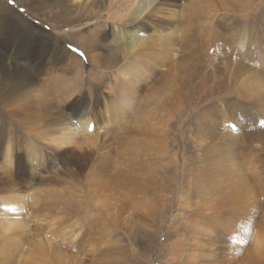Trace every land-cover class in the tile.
<instances>
[{"label": "rangeland", "instance_id": "374dc122", "mask_svg": "<svg viewBox=\"0 0 264 264\" xmlns=\"http://www.w3.org/2000/svg\"><path fill=\"white\" fill-rule=\"evenodd\" d=\"M3 1L20 9V20H30L27 30L21 24L13 28L23 55L15 71L27 69L40 82L21 98L26 111L21 101L18 113L0 101V148L12 151L15 175L0 194L16 196L10 210L0 199V264L199 263L202 255L187 256L196 249L189 232L213 211L218 231L226 228L223 217L239 227L247 220L250 231L234 262L246 264L247 252L261 248L264 237V156L258 141L264 134V84L257 83L263 71L264 0L174 1L187 36L165 45L167 38L157 41L156 32L147 31L136 59L155 63L174 56L147 72L130 111L121 78L131 59L115 62L111 27L93 24L102 19L98 7L66 0L60 6L53 5L56 0ZM86 28L100 33L85 38ZM205 30L211 43L203 45ZM54 40L77 54L60 69L59 85L27 58ZM241 45L245 53L234 56L231 50ZM7 51L0 46L1 55ZM168 87L179 89L175 105L151 115ZM84 113L87 129L76 123ZM54 149L62 152L54 155ZM224 161L241 163L242 170L226 173ZM0 174L6 175L4 168ZM2 175L0 183H6ZM216 177L238 181L252 193L237 209L233 196L220 198L225 189L216 188Z\"/></svg>", "mask_w": 264, "mask_h": 264}, {"label": "bare ground", "instance_id": "6f19581e", "mask_svg": "<svg viewBox=\"0 0 264 264\" xmlns=\"http://www.w3.org/2000/svg\"><path fill=\"white\" fill-rule=\"evenodd\" d=\"M66 1H69L71 6L98 7L99 15H101L102 19L100 22L96 21L93 24L96 23L98 26L104 27L103 29H105L106 27H111L112 32L111 31L110 32L112 33L111 34L112 39H110V42H111V45L114 47L113 55L115 56V62L118 59H124V58L130 57L131 61H128L127 64L124 66L123 68L124 73L122 74V78H121L123 85L127 86L128 89L125 91L124 100L123 98L121 99L125 102L126 106L127 104H129L127 111L132 110L135 107V102L137 106V102H138L137 99L138 97H140L142 89H143L141 84L143 83V80L145 79V77H147V75L149 74L147 72L150 69L158 70L164 63L170 61L172 57L174 56V54L169 53L168 58L164 57L165 61L163 60V58H160L162 61H159L158 59L155 63H150L149 61H147L148 58L146 57L143 60L136 59L135 56L144 50V46L146 44L147 31L156 32L157 41L159 40L163 41V39L167 38V40L164 43L165 45H168L169 41L173 42L174 39H177V35L178 37L180 35L187 36L188 25L183 26V27H179L178 25V20H181V19L179 16V12H177V9L174 6V1L176 0H66ZM59 3H60V0H56L53 3V5L60 6ZM243 3H246V2H243ZM6 9L9 10V13L11 11L12 19L10 18L9 13L4 12ZM19 10L16 9L15 7H12L6 4V2H4L3 0H0V46H3L4 49L7 48L8 50L5 56L0 54V101L7 108H9V110L11 109L10 111L14 113H18L17 111L21 110L20 106L22 105H23V109L25 108L24 107L25 103L22 101L21 98H23L25 94H28V91L33 89L34 85L40 82V79L37 78V76L33 75L34 73L33 74L31 73L32 75L29 74V72L26 71L27 69L23 70L21 73L20 72L16 73L15 71L16 61H21L19 60V58H21L23 55L19 51V49H17V48H20V46L18 45L20 41L16 42L15 36L12 37V35L14 34L13 28L16 24H21V25H24L27 30L30 25V22H29L30 20L29 21L20 20L21 13H18ZM108 12H111V16H105V14H107ZM86 18L87 20L90 19L89 16H86ZM91 29L92 28L87 29L85 38L93 37V35L100 30V29L99 30L98 29L91 30ZM49 36L52 37V35H49ZM200 36L202 38L201 41L203 45L206 43V41L211 43L210 42L211 41L210 40L211 38L210 30H205V33L201 34ZM60 45L61 44L58 43L57 40H54L52 45L50 44H46V45L44 44V46L38 45V47H35L36 52L33 53L32 55H29V57H27L29 58L30 63L38 65L40 68L44 69L46 71L45 75H48L51 77V79H54V84L58 83V85L62 84L60 80V76L62 75V73L61 75L59 73L61 71L60 69H62V67L67 66L69 64L68 59L71 61H76V55H77V54L75 55L69 52L68 50L62 48ZM83 46L86 50V60L87 62H89L92 60V55L91 56L89 55L91 51L88 49V45L86 43L83 44ZM208 46H210V48L213 47L212 44H209ZM167 48H169L170 51L175 50L174 48H171V47H167ZM242 48H243V45L236 47L235 49L231 50V53L236 57H240L241 55L245 53V50ZM251 54H253V51L249 50L247 55H251ZM259 64L261 65L263 71L260 72L258 79H257V83L264 84V67H263L264 66V47H263V54L260 57ZM238 66L240 67V65ZM237 70H240V68L239 69L236 68V71ZM191 72H192L191 69H188L186 73L189 74ZM187 76L188 75H185L184 77H180L178 80L179 84H181L183 81H186L187 79H184V78H186ZM172 81L176 83V78L173 77ZM168 88H169L170 93L167 94L168 96L165 95L161 100L159 101L157 100L158 101L157 106L153 107L151 115L157 113V111L158 112L160 111L161 113L163 111L167 112L169 108L175 105L176 98H177V92L179 89L177 87L174 90H171L170 87ZM262 89L260 90V92L262 91ZM262 93L264 95V89ZM87 94H88V97H90L91 93L88 92ZM154 94H155V99L160 98L159 97L160 93L157 95L155 91ZM262 100L263 101L261 104V110L262 112H264V99L262 98ZM19 101L22 102V105H20L21 102ZM14 105H16V107ZM26 109H29V108L27 107L24 110L26 111ZM86 114L87 113L81 114L76 120L77 121L76 123L78 125H81L84 129L89 128L88 123L90 119H89V116H86ZM28 115L29 114H27L26 116L28 117ZM23 116L25 115L23 114ZM17 117L20 118V116L18 115ZM261 127L262 126H257L256 128H261ZM253 128L255 127H252V129ZM146 129L147 128H145V130ZM258 141L261 143L259 150L263 152V156H264V134L259 135ZM62 142L66 143L64 140ZM59 144H61V142ZM226 151L227 150H225V152ZM61 152L62 151L57 152L54 149V155H57ZM227 155H229V153H227ZM230 155H233V153H230ZM12 157H13L12 151L9 149V147H5L3 151L0 148V159H1L0 169L4 168L5 173H6V175L5 174L4 175L7 177V178L4 177V179H6V183H4L5 181L1 182L4 184L0 186V191L2 190V188H5L4 186L6 184L8 185V183L11 182L10 181L11 179H9L8 176L14 175L13 170H12L13 168L12 163H14L13 162L14 159ZM225 161L223 162L224 165L222 164L223 165L222 168L224 169L226 173H232L235 175L242 170L241 163H239L238 166H231V165L228 166V163H226ZM255 174H256V171H255ZM216 178H217L216 188L225 189L223 190V193H222L223 195H221L220 198L223 199L224 196H233V203L237 209L239 207L240 202H243L244 200H246L248 194L252 193V191H250L249 189L243 188V186L238 181L222 182L219 180V177H216ZM14 185H17V183L16 184L14 183ZM8 186H10V183ZM12 191H15V190H12ZM15 198L16 196H14L13 193L12 194H2L1 192L0 199L5 202L4 209H9V210L12 209L14 203H11V201H14ZM217 212L218 211L211 212L210 218L208 219H202L198 221L196 220L195 224L193 223V226L191 227V230H190L191 233L189 232V234L194 243L193 244L194 249L195 248L196 249L193 251H190L187 256L195 254V257H198L202 255L204 259L201 260L199 263L195 261V262H190V264H235L234 262L237 258V250L240 249L239 243L244 239L243 237L244 233L245 232H247V234L249 233L250 225L246 223L247 220H245L244 225H242L241 227H239L240 224L235 226L229 223L226 217H223L224 223L226 224L225 226L227 229L222 226V230L218 231L217 229H215V225L217 223L214 220L216 218H219L218 215H216ZM223 234H225L226 236H223ZM246 259H247L246 264H264V237H262V247L256 250L248 251L246 255Z\"/></svg>", "mask_w": 264, "mask_h": 264}]
</instances>
